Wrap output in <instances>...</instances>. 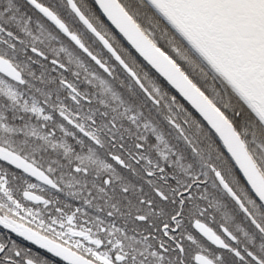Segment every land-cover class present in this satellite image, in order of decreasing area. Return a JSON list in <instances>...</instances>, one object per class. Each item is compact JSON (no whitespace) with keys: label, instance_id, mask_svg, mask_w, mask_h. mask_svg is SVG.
<instances>
[{"label":"snow or ice","instance_id":"obj_1","mask_svg":"<svg viewBox=\"0 0 264 264\" xmlns=\"http://www.w3.org/2000/svg\"><path fill=\"white\" fill-rule=\"evenodd\" d=\"M0 264H264V0H0Z\"/></svg>","mask_w":264,"mask_h":264}]
</instances>
